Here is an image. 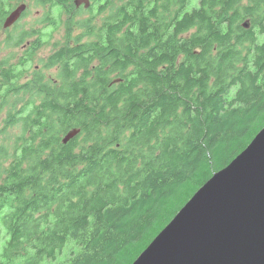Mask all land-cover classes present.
Masks as SVG:
<instances>
[{
    "label": "trees",
    "instance_id": "1",
    "mask_svg": "<svg viewBox=\"0 0 264 264\" xmlns=\"http://www.w3.org/2000/svg\"><path fill=\"white\" fill-rule=\"evenodd\" d=\"M75 1L37 0L49 76L19 85L41 38L4 30L0 264H132L264 128V0Z\"/></svg>",
    "mask_w": 264,
    "mask_h": 264
},
{
    "label": "water",
    "instance_id": "2",
    "mask_svg": "<svg viewBox=\"0 0 264 264\" xmlns=\"http://www.w3.org/2000/svg\"><path fill=\"white\" fill-rule=\"evenodd\" d=\"M25 10V4L11 10L3 30ZM78 132H68L62 143ZM132 264H264V128L193 194Z\"/></svg>",
    "mask_w": 264,
    "mask_h": 264
},
{
    "label": "rangeland",
    "instance_id": "3",
    "mask_svg": "<svg viewBox=\"0 0 264 264\" xmlns=\"http://www.w3.org/2000/svg\"><path fill=\"white\" fill-rule=\"evenodd\" d=\"M21 4L18 3L17 6ZM89 4L90 7L92 5V0H89ZM25 5H26V10H25L26 13L24 17L21 16L22 18L19 19L21 20L19 23L22 26L21 28L19 27V29H25L29 32V36L25 40L27 42V45L33 42L34 40H36L37 38H41L40 42L42 46H40V48L37 49L34 56L27 63L26 68L22 72V75L18 81L19 85L32 81L34 75L40 72H43L46 76L50 75L51 73L50 71H46L42 68L43 62L46 61L48 56L57 49L56 46L54 45L63 42V35H64V31L62 29L52 31L50 26L44 22L45 15L50 12L49 6H42L37 2V0L27 1ZM189 9L190 7L188 8V10ZM51 11L52 14H54L55 16L57 17L60 16L59 11H57V9H53ZM62 20L63 21L65 20L64 16L62 17ZM13 34H17V33L12 32V30L9 31L8 33H4V31L0 33V62L9 60V62H12V64L16 66L19 61L24 62L28 58V56L26 55L25 45L24 46L20 45L19 47L16 48L14 46H10V45L8 46L5 44V42L9 38H12L10 35ZM10 58L12 59L10 60ZM17 69L20 70V67H17ZM17 88L20 87L18 86ZM23 96L24 94H22V97ZM1 100H2V95H0V102ZM7 110H8L7 107L0 108V146H2L3 143L10 144L8 142H5V140H3V138H5V135L1 134V130L3 128H7L6 125L3 123V120L6 118ZM10 132L11 133L9 137L12 138L15 131L14 132L10 131ZM60 259L61 257L58 258L57 261H59ZM44 264H50V263H44Z\"/></svg>",
    "mask_w": 264,
    "mask_h": 264
},
{
    "label": "flooded vegetation",
    "instance_id": "4",
    "mask_svg": "<svg viewBox=\"0 0 264 264\" xmlns=\"http://www.w3.org/2000/svg\"><path fill=\"white\" fill-rule=\"evenodd\" d=\"M80 7H83V8H84V6H83V5H82V6H80ZM84 9H87V8H84ZM3 31H4V30H3ZM49 56H50V55H49ZM49 56H48V57H49ZM47 59H48V58H47ZM47 59H46V60H47Z\"/></svg>",
    "mask_w": 264,
    "mask_h": 264
},
{
    "label": "bare ground",
    "instance_id": "5",
    "mask_svg": "<svg viewBox=\"0 0 264 264\" xmlns=\"http://www.w3.org/2000/svg\"><path fill=\"white\" fill-rule=\"evenodd\" d=\"M13 9H14V8H13ZM13 9H12V10H13ZM8 14H9V13H8Z\"/></svg>",
    "mask_w": 264,
    "mask_h": 264
}]
</instances>
